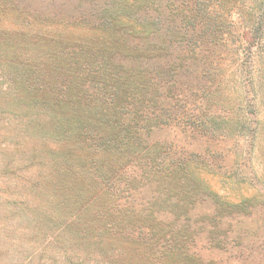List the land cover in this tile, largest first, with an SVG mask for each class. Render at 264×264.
Returning a JSON list of instances; mask_svg holds the SVG:
<instances>
[{
    "label": "trees",
    "instance_id": "16d2710c",
    "mask_svg": "<svg viewBox=\"0 0 264 264\" xmlns=\"http://www.w3.org/2000/svg\"><path fill=\"white\" fill-rule=\"evenodd\" d=\"M262 82L264 0H0V264H222Z\"/></svg>",
    "mask_w": 264,
    "mask_h": 264
},
{
    "label": "rangeland",
    "instance_id": "374dc122",
    "mask_svg": "<svg viewBox=\"0 0 264 264\" xmlns=\"http://www.w3.org/2000/svg\"><path fill=\"white\" fill-rule=\"evenodd\" d=\"M234 67H236L235 63H227L228 76L226 77L229 80ZM230 92L235 106L241 107L238 95L232 90ZM252 101L256 104L258 114L253 116L247 111L245 119L234 123V138L237 139V136L239 138V147L236 150L232 147V142H229L231 154L237 157V164L226 169V174L234 172V179L227 181L222 177L221 172L224 170L219 171L216 168H211L213 170L210 172H204H207L205 175L209 178L210 184L221 195L227 187L232 189L237 186L240 187L237 194L243 192L246 195L253 194L264 202V90L256 97V100L253 98ZM236 118L234 117L233 120ZM238 184L242 185L238 186ZM227 190L229 192V189ZM261 205L252 210L250 216L235 215L227 219L229 222H226L223 228L233 241L227 240L224 248H221L223 252H220V258L224 261L221 262L222 264H264V203Z\"/></svg>",
    "mask_w": 264,
    "mask_h": 264
}]
</instances>
